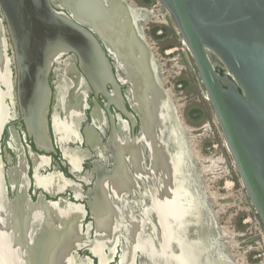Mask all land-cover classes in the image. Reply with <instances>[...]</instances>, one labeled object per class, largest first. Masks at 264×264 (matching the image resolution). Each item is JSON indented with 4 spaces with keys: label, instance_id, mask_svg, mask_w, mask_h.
Segmentation results:
<instances>
[{
    "label": "water",
    "instance_id": "95a60500",
    "mask_svg": "<svg viewBox=\"0 0 264 264\" xmlns=\"http://www.w3.org/2000/svg\"><path fill=\"white\" fill-rule=\"evenodd\" d=\"M58 1L72 17L58 11L53 0H0V137L9 120V99L19 104L28 134L38 147L52 149L49 76L59 58L69 53L78 57L96 93L109 96L107 86H113L122 111L132 118L124 106L107 49L116 56L123 68L120 74L131 84L135 108L153 144L148 171L162 182L160 196L168 197L170 219L180 226L188 218L189 208L197 206L189 202L188 165L179 159L180 145L167 139V134L175 135L172 123L176 111L159 81V69L154 68L157 57L131 16L126 15L123 0L121 4L117 0ZM158 1L187 48L264 229V0ZM124 168L121 165L120 173L124 174ZM13 179L11 182L18 183ZM105 179L97 181L96 192L102 190ZM2 196L0 172V264H70L73 248L68 244L67 230L46 222L33 231L32 213L25 210L30 204L27 191L11 203L12 217L5 224ZM90 206L96 212L99 231H107L102 228L104 216L97 209L101 204ZM197 218L203 222L199 207Z\"/></svg>",
    "mask_w": 264,
    "mask_h": 264
},
{
    "label": "flooded vegetation",
    "instance_id": "af4514ba",
    "mask_svg": "<svg viewBox=\"0 0 264 264\" xmlns=\"http://www.w3.org/2000/svg\"><path fill=\"white\" fill-rule=\"evenodd\" d=\"M121 1L117 0L119 4ZM53 2L58 11L73 16L58 0ZM134 2L123 0L125 6L122 7L126 12H140L141 29L146 39L149 41L145 33L147 30L151 37L162 38L165 35L162 29L153 31L151 26L146 27L158 16L169 19L162 5L150 0L143 4L137 0ZM153 12H156V16ZM130 20L135 24L132 18ZM159 22L156 21L157 24ZM105 50L120 86L124 106L132 118L122 111L121 101L113 86H107L109 96L95 92L82 71L78 57L73 53L64 55L61 61L56 62L49 76L52 100L48 119L52 149L38 147L28 134L19 104L6 100L9 120L0 137L4 223L7 224L8 218L12 217L11 203L17 195L27 191L30 204L26 205L25 210L32 213L33 231L46 222L67 230V241L71 242L69 246L73 248L69 252L70 264H217L212 263L216 256L231 264L229 256H226L227 250L221 246L223 241L217 238L218 225L223 227L217 219L220 215L216 217L212 214L210 199L208 201L209 197L206 199L203 192H200L201 203L196 197L203 222L190 220L181 230V224L179 226L170 219L168 197L162 195V198L159 193L163 184L148 171L151 170L150 145L153 144L148 140L135 108L131 84L120 74L123 68L116 56ZM169 50L171 48L162 49L161 53L170 57L176 51L182 56L185 51L183 48L172 52ZM182 63L188 68L187 72L195 75L186 58ZM159 65L162 78L166 70ZM207 160L204 162L211 165ZM187 164V184L189 190L196 193L205 188V184L195 161L189 157ZM121 165L125 167L124 174L120 173ZM102 177L106 178L102 190L96 192L97 181ZM11 179L18 183L11 182ZM92 203L101 204L97 209L104 216L105 226L102 228L107 231H99L96 212L90 206ZM218 206L215 205L213 209L217 211ZM247 222L246 219L242 221L244 225ZM258 240L259 243L246 257L248 264L263 262L264 239L258 235ZM195 242L210 246L211 250H206L208 257L194 254L192 245ZM224 253L226 258L222 255ZM234 258L237 262L241 260L240 256Z\"/></svg>",
    "mask_w": 264,
    "mask_h": 264
},
{
    "label": "rangeland",
    "instance_id": "374dc122",
    "mask_svg": "<svg viewBox=\"0 0 264 264\" xmlns=\"http://www.w3.org/2000/svg\"><path fill=\"white\" fill-rule=\"evenodd\" d=\"M137 1L143 4L147 0ZM153 13L156 16V12ZM156 21L161 23L157 24ZM150 26L153 31L162 29L165 32L162 38H158V36L151 37L148 30L146 34L151 47L153 46L156 57L160 61L159 64L162 67L164 66L166 70V73L162 76L165 81L164 85L171 90L175 104L177 103L180 106V115L183 121L194 130L192 135L196 136L197 150L200 153L202 152L201 154L207 159L212 157L215 163L218 164V167L211 168L212 170L207 174L211 179L208 185L212 186L221 195L223 194L217 209V211L220 210L221 215L219 222L222 226H228L235 230L238 235L235 239L239 243L235 247V253L237 252L240 256L244 255L246 259L253 247H256V243H259L258 235L261 239H264L263 226L252 203L247 199L248 196L223 139L212 105L203 93L196 75L187 72L188 68L186 69L185 64L182 63L185 58L189 63L191 62L187 48L172 18L169 16V19H164V17L159 18L158 16L153 23L151 22L146 27ZM166 48H171V50H181L183 48L185 49L184 55L181 56L176 51L170 57H165L161 52L162 49ZM213 157L220 159L221 163L219 164L218 160ZM210 164H214V162ZM228 182L233 183L230 188L227 186ZM21 208H23L22 205ZM244 219L248 221L247 225L242 223ZM262 261V263L256 264H264V259Z\"/></svg>",
    "mask_w": 264,
    "mask_h": 264
},
{
    "label": "bare ground",
    "instance_id": "6f19581e",
    "mask_svg": "<svg viewBox=\"0 0 264 264\" xmlns=\"http://www.w3.org/2000/svg\"><path fill=\"white\" fill-rule=\"evenodd\" d=\"M126 1V0H125ZM128 2V1H127ZM132 3H134L135 4V2H134V0H132ZM129 4V3H128ZM131 4V3H130ZM120 7V6H119ZM129 8V7H128ZM131 9V8H130ZM130 12V11H129ZM125 13L127 14V15H129L126 11H125ZM135 12H130V16H131V18L133 19V21H134V23H135V25L137 26V28L139 29V31H140V33H141V35H142V37H143V39H144V41L146 42V44H147V46L148 47H150V49H151V43H149V41L146 39V35L144 34V32L142 31V27H143V25L140 23L142 20V18H141V14H140V12L139 11H137L135 14H134ZM146 14V13H145ZM147 24V23H146ZM146 28V27H145ZM146 33V32H145ZM153 47V46H152ZM152 50V49H151ZM173 50H171V52H172ZM152 52H154L153 50H152ZM170 52V53H171ZM111 53V52H110ZM113 55V54H112ZM154 55H155V57H156V54H155V52H154ZM62 58V57H61ZM61 58H59V60L57 61V62H59V61H61L60 59ZM156 60H157V63L156 62H154V68H156V69H159V67H161V66H159V60L156 58ZM159 61V62H158ZM71 63V62H70ZM71 68V67H70ZM76 68V67H75ZM122 68V67H121ZM75 73V72H74ZM164 74V73H163ZM57 75V74H56ZM71 76V75H70ZM158 78H159V81L164 85V82H163V80H162V78H161V76L159 75V72H158ZM125 81V80H124ZM128 82V81H127ZM166 89V88H165ZM166 92L168 93V95H169V98L171 99V101L173 100V96H172V93H171V90L170 89H166ZM115 94V93H114ZM77 100V99H76ZM173 103H174V105H175V111H176V121L174 122V123H172L173 125H172V127H173V129H172V132L173 131H175V135H173V138H172V136H171V133L169 134V137H167V139L169 140V141H172V140H174V141H176V143H177V145H180V153H181V155L183 156H180L179 155V159H181V162H183L184 163V165H185V161H186V163H187V156L189 157V155L191 154L192 156H190V158H192L194 161H195V163H196V165H197V169H198V171L200 172V174H201V176H202V181H203V183L205 184V188L204 187H202V189L201 190H195L196 191V193H194L193 192V190H189V193H190V200H191V202L192 203H194L196 206H197V208H192V207H190L189 208V216H188V218H186L185 220H183V222L181 223V230L185 227V225H186V223H188L189 224V221L190 220H193V222H197V220H198V218H199V215H198V218H197V220H196V213L198 212V204H197V201L199 202V203H201V194H200V192L202 193H204V197L206 198V197H209L207 200L209 201V199H210V201H209V203H210V206H211V208L210 209H212L211 210V212H212V214L214 215V216H218V215H220V210L219 211H215L214 209H213V207L215 206V205H219V201H220V199L222 198V195L218 192V191H213L214 190V188L212 187V186H210V185H208V181L210 180H208V178L206 177V175L212 170L211 168H214V167H218V164L217 163H215V161L211 158L209 161H210V163L211 162H214V164H211V165H208V164H206L205 162H204V160L206 159L207 160V157H205V156H203L201 153H200V151L199 150H197V147L198 146H196V144H195V138H196V136H194V135H192V132L194 131L193 130V128L192 127H190V126H188L187 124H185V122L183 121V119H182V117H181V115H180V106H178L177 105V103L175 104V102H174V100H173ZM74 107V106H73ZM103 122V121H102ZM196 130V129H195ZM117 132V131H116ZM170 138V139H169ZM186 145L188 146V152H187V147H186ZM189 154V155H188ZM220 160V159H219ZM218 160V161H219ZM75 161V160H74ZM208 161V160H207ZM43 162H44V160H43ZM192 162V161H191ZM209 163V162H208ZM78 165V164H77ZM188 165V164H187ZM41 168V167H40ZM197 169H196V171H197ZM192 175V174H191ZM49 176V175H48ZM43 178V177H42ZM119 179H121V178H119ZM109 181V180H108ZM110 182V181H109ZM192 182V181H191ZM38 183V182H37ZM78 184V183H77ZM194 184V183H193ZM60 186V185H59ZM195 186V185H194ZM202 186H203V184H202ZM227 186H228V188H230L231 186H232V182H228L227 183ZM78 188V187H77ZM189 188V187H188ZM54 189V188H53ZM195 189V188H194ZM205 189V190H204ZM195 195V196H194ZM196 197H197V201H196ZM207 201V202H208ZM222 202V201H221ZM54 204V203H53ZM57 204V203H56ZM50 205V204H49ZM55 205V204H54ZM54 205H52V206H54ZM70 205V204H69ZM205 205V204H204ZM58 206V205H57ZM200 207H201V205H200ZM46 208V207H45ZM60 209V208H59ZM201 209V208H200ZM223 209V208H222ZM81 210V209H80ZM223 211V210H222ZM190 212H194L195 213V215H191L190 214ZM224 213V212H223ZM203 215V214H202ZM221 216V215H220ZM219 216V217H220ZM192 218V219H191ZM212 219V217L210 216V220ZM215 219V218H214ZM217 219H219V218H217ZM139 221V220H138ZM213 221V220H212ZM216 221V220H215ZM209 222V221H208ZM211 222V221H210ZM219 222V221H218ZM179 228V227H178ZM207 228H208V226H207ZM155 230V229H154ZM187 230V229H186ZM209 230V229H208ZM237 236V233L235 232V230H232L230 227H228V226H223V227H220L219 225H218V234H217V238L219 239H221V241H223V243H221V246L223 247V248H225L226 250H227V252H228V255L226 254V256L228 257V259L230 258V263L231 264H237V263H239V264H248L245 260V256L244 255H238V253L236 252L235 253V247L239 244L238 243V241L235 239V237ZM189 237V236H188ZM71 238V237H70ZM208 239H210V233H209V237H208ZM213 239V238H212ZM184 240V239H183ZM196 241H199V240H196ZM214 241H217L216 239H214ZM190 242V241H189ZM69 243H71V242H68V244ZM77 243V242H76ZM170 243V242H169ZM211 244V243H210ZM193 252H194V254L196 255V256H201V257H205V256H207V249H208V251H209V249H210V246L209 245H204V244H201L200 242H195V243H193ZM102 247V246H101ZM213 247H214V245H213ZM212 247V248H213ZM218 248V247H217ZM191 250V249H190ZM211 250V249H210ZM120 251V250H119ZM223 251V250H222ZM212 253H214L215 254V252H214V250H212L211 251ZM211 252H210V254H211ZM192 254V253H191ZM219 255V254H218ZM223 255V257L224 258H226V256H224L225 255V253L224 254H222ZM237 256H240V258H241V260L239 261V262H237V259H235L234 257H237ZM208 257V256H207ZM216 259H214L213 258V261H212V263H217V264H227L226 262H225V260L223 261L220 257H215ZM209 259V258H208ZM215 260V261H214ZM194 261V260H193ZM204 262V261H203ZM196 263V262H195Z\"/></svg>",
    "mask_w": 264,
    "mask_h": 264
},
{
    "label": "built area",
    "instance_id": "2783aa9c",
    "mask_svg": "<svg viewBox=\"0 0 264 264\" xmlns=\"http://www.w3.org/2000/svg\"><path fill=\"white\" fill-rule=\"evenodd\" d=\"M150 1H152V2H156L157 4L160 5V2H159L158 0H150Z\"/></svg>",
    "mask_w": 264,
    "mask_h": 264
},
{
    "label": "trees",
    "instance_id": "16d2710c",
    "mask_svg": "<svg viewBox=\"0 0 264 264\" xmlns=\"http://www.w3.org/2000/svg\"><path fill=\"white\" fill-rule=\"evenodd\" d=\"M222 73V72H221Z\"/></svg>",
    "mask_w": 264,
    "mask_h": 264
}]
</instances>
